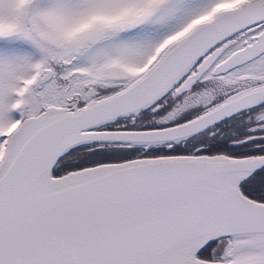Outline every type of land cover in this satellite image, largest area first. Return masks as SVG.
<instances>
[{
	"label": "snow or ice",
	"instance_id": "6c2138e0",
	"mask_svg": "<svg viewBox=\"0 0 264 264\" xmlns=\"http://www.w3.org/2000/svg\"><path fill=\"white\" fill-rule=\"evenodd\" d=\"M0 264H264V0H0Z\"/></svg>",
	"mask_w": 264,
	"mask_h": 264
}]
</instances>
